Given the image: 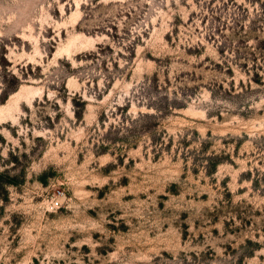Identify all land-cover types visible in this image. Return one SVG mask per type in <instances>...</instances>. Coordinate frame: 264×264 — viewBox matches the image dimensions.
<instances>
[{
    "label": "rangeland",
    "instance_id": "1",
    "mask_svg": "<svg viewBox=\"0 0 264 264\" xmlns=\"http://www.w3.org/2000/svg\"><path fill=\"white\" fill-rule=\"evenodd\" d=\"M0 264H264V0H0Z\"/></svg>",
    "mask_w": 264,
    "mask_h": 264
},
{
    "label": "built area",
    "instance_id": "2",
    "mask_svg": "<svg viewBox=\"0 0 264 264\" xmlns=\"http://www.w3.org/2000/svg\"><path fill=\"white\" fill-rule=\"evenodd\" d=\"M57 205H58V201L54 202V203L52 204V207H56Z\"/></svg>",
    "mask_w": 264,
    "mask_h": 264
}]
</instances>
